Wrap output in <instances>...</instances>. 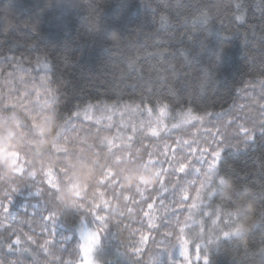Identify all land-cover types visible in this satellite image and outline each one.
Returning a JSON list of instances; mask_svg holds the SVG:
<instances>
[{
    "label": "trees",
    "instance_id": "16d2710c",
    "mask_svg": "<svg viewBox=\"0 0 264 264\" xmlns=\"http://www.w3.org/2000/svg\"><path fill=\"white\" fill-rule=\"evenodd\" d=\"M236 2L0 0V25H11L0 33V93L12 97L0 104V203L9 209L5 213L0 207V240L13 231L21 236L22 251L12 257L18 264H54L57 256L77 264L80 228L97 232L100 227L77 209L80 203L99 204V214L108 217L98 246L99 255L109 261L106 264H176L183 240L191 252L200 243L208 264H264V226L259 224L264 208V134L258 129L264 119V0H242L240 9ZM241 13L243 19L237 21ZM161 17L166 18L163 23ZM11 57L16 58L15 67L9 66ZM8 72L13 75L8 77ZM24 96L34 120L16 103ZM149 99L154 107L150 115L145 111ZM241 105L246 122L238 123L249 128L255 124L256 138L246 141L237 124L222 129L225 139L218 147L222 185L207 183V164L192 165L201 169L199 173H179L167 162L158 163L165 160L161 155L165 145L169 157L175 149L177 159L188 155L189 145L217 148L208 130L215 132L232 116L215 114L240 112ZM52 108L65 115L78 110L74 129L69 125L63 130ZM197 116L204 118H192ZM149 128L159 135L152 137ZM63 134L70 138L68 144L61 139ZM108 141L118 146L113 148V171L119 180L115 186L107 181L96 185ZM137 150L142 160L131 163L129 157ZM148 152L154 154L153 163ZM194 158L201 159L199 153ZM29 172L36 175L34 179ZM157 175L163 180L156 183ZM49 180L54 182L55 204L61 211L57 242L44 245L53 237L42 230L41 213L31 216V212L48 200ZM134 183L136 187L129 186ZM144 201L154 202L153 208ZM254 205V217L246 216ZM228 212L252 221L245 226L238 220L239 232H247L254 221L257 226L244 239L197 240L214 235L216 225L223 228ZM47 223L51 229L52 222ZM65 231L75 232L76 243L61 250L58 241ZM25 234L37 243L27 241ZM142 235L148 237L143 243ZM134 248L140 251L134 253Z\"/></svg>",
    "mask_w": 264,
    "mask_h": 264
},
{
    "label": "snow or ice",
    "instance_id": "6c2138e0",
    "mask_svg": "<svg viewBox=\"0 0 264 264\" xmlns=\"http://www.w3.org/2000/svg\"><path fill=\"white\" fill-rule=\"evenodd\" d=\"M235 7L237 9H240L242 7V0H237ZM262 13H264V10H262ZM243 15L244 13H241L240 15H237L235 17V19L237 21L242 20L243 19ZM162 23L166 20L165 17H161ZM11 27L10 24H3L0 25V33H6L8 31V29ZM118 38V40L123 39L122 36H118V35H114ZM12 63L9 64L10 67H15V62H16V58L15 57H11L10 60ZM135 63V60H130L129 61V67H131L133 64ZM36 65H37V70L39 69V65H40V58H37L36 60ZM47 67V65H46ZM3 72V69L0 68V73ZM13 75L12 72H8L7 76L11 77ZM44 78L41 77V81L43 82ZM28 100L27 96H24L22 98H19L16 103L19 104L21 107L24 108L25 112L27 113V118L29 120H34L36 118V115H32L31 111L29 110V108L26 106L25 101ZM12 101V97L10 95L5 96L4 94L0 93V104H7L8 102ZM141 105H145V100L142 97L141 98ZM241 111L240 112H236V113H216L215 116L217 118H220L223 115H231L232 118L228 119L225 122H222L220 127H216L215 132L212 131V129L208 130V133L210 136L213 137L214 142H218L217 144V148H212L211 145H208V147H196V148H192L191 145H189V153L188 155L184 156L182 159H177L176 158V151L175 149H172V155L171 157H169V146L165 145L164 146V151L161 153V155H163L165 157L164 161H158V163H164L167 162L169 163L170 167L174 168L175 172H179V173H185L186 170H194L195 172L199 173L201 172L200 168H195L192 169V165L194 163H200V164H207L208 168L207 171L204 172V176H205V180L207 181V183L211 186V185H222L224 183V179L222 175H219L218 173V167H219V162L221 159V151L218 150L219 147V143H223L224 139H225V135H224V131H222V129H227L230 128L232 125L237 124L238 126V130L240 133L243 134L244 139L246 141H253L255 140V133L257 131V126L255 124H253V126L251 128L246 126V123H238L239 121L244 120L246 122V116L244 115L243 109L244 106L241 105ZM261 108L264 109V105H261ZM52 111H55L57 118L59 119V121H61V125L63 130H65L66 126L72 125L73 129H74V124L72 123L74 121L75 118L79 117V111L78 110H74L72 111L70 114H61L59 112V110H57L56 108H52L50 109ZM154 110L153 107V101L152 100H148L147 101V105L145 106V111H147V113L150 115ZM189 112H191V109H189ZM43 115V114H42ZM205 115L208 117H213V113L212 112H207L205 111ZM193 119H197V120H202L204 117L202 116H197V117H192ZM173 127H176V125H173ZM259 131L264 134V119H262L259 122V126H258ZM132 131L135 133L136 129L133 128ZM149 131L151 132V136L152 137H156L159 135V133L156 130H152L151 128H149ZM61 139L63 140V142L65 144L69 143V137L66 135H62ZM133 140V136H129L128 137V141H132ZM184 144L188 145V141H184ZM89 148H91V145H89ZM113 148H118L117 145H115L112 141H108V153L105 155L104 157V162L100 163L99 162V167H100V178L98 179V181L96 182V185L99 184H104L106 181L108 184H111L113 186L116 185L117 181L119 180V174L117 171H113V158L116 156V154L113 152ZM196 153H199V156L201 159H195L194 155ZM98 158L100 157V153H94ZM205 154H207V156L211 157V160L209 161ZM149 159L148 161L153 163L152 161V156L154 155L151 152L147 153ZM130 158V162L131 163H136L137 161H141L142 157L140 155L139 150H137L136 153L131 154ZM60 172H63L62 169L59 168ZM164 172H167V169L163 170ZM24 170H21V173H23ZM45 176H47V174H44ZM29 177H32L33 179L35 178V174L32 173H28ZM163 180V177L161 179V181ZM161 188H163V190L166 192L167 188L164 187L163 183L161 182ZM13 192L17 191L16 188L12 189ZM143 189L140 190L141 195H143ZM35 195L39 198L41 196V191L37 190L35 192ZM209 196H213L212 193L208 192ZM238 196V195H237ZM5 197H8V194L5 193ZM47 197L48 200L46 202H44L43 204L39 205L38 208H34L31 212V216H35L37 211H39L41 213L42 216V220H43V225H42V230L45 232H49V235L51 237H53V240L49 241L46 240L44 242V245H47L49 243H56L57 241L55 240V237L57 235V223L58 221V214H60V208L58 205L55 204V187H54V182H52L51 180L48 181V191H47ZM125 200L128 199V197H124ZM184 199H187V196L184 197ZM161 203H163V200L161 199L160 201ZM144 203H147V208L148 209H152L154 206V202H147L144 201ZM231 206L233 208H235V201H231ZM48 205H52L51 209H49ZM0 207L3 208V211L5 213H8L9 209L7 207H4L2 203H0ZM104 207V206H103ZM100 208L99 204H93L91 206H86L84 203H80L79 206L77 207V209L83 210V215L86 212L88 215H90L93 219V221L95 222H99V230L97 232H88L87 236L85 237L83 230H81V239L85 240L86 242L83 244L79 245V248L83 251L84 253V260L81 262V264H92V260L89 258V254L93 251V245L96 246H101L102 244V240L104 239V237L100 236V233L105 232L108 229V217L105 215H101L99 214V212L97 211ZM105 208V207H104ZM27 211V210H25ZM131 211V209H129V212ZM46 213V214H45ZM215 215H217L218 218H220V214L219 212L214 213ZM82 215V216H83ZM121 215H123V213L121 212ZM145 216H148L149 213L148 212H144ZM260 217L261 220L259 221L260 226H264V208H261L260 210ZM224 219L227 220V223H225V226L223 228L219 227V225H216V228L214 230V235L212 236H198L197 240H201L203 239V242L207 243V242H211V241H215L220 239L221 236L223 237H230V236H237V234L239 233V229L236 226V222L239 220V215L238 214H234L232 212H228L226 214H224ZM51 221L52 225H51V229H49L48 223ZM213 223L215 224V221H213ZM257 226V222L254 221L252 224V227ZM60 227H64L62 224H60ZM153 227H155V225H153ZM180 233L184 232L183 228L179 229ZM27 235V234H25ZM15 237L14 239L12 237ZM75 232H73L72 235H69L66 231L65 233L60 236V240L58 241L61 250H68L70 248H73V245L76 243L75 239ZM148 239V237L146 236H141V242L143 243L144 241H146ZM27 241H30L32 244H36L37 241L33 239V237L31 235H27ZM184 243H187V241H185ZM0 245H2V247H0V264H18V261L16 259H13L12 257L22 251V249L19 247L21 245V236L17 235L14 231L11 233V235L9 236L8 239L5 240H0ZM44 245H40L41 248L44 249L45 252L48 251L47 248H45ZM196 248V259L197 261L200 260L201 258V254L203 252V264H208V257L206 252L204 251V249L202 250L200 247V243H196L195 245ZM74 250V249H73ZM23 251H27V249H23ZM140 249L139 248H134L133 252H139ZM182 255H185V252L181 253ZM185 258H187L185 256ZM54 264H71V262H66L63 257L61 256H57L54 257Z\"/></svg>",
    "mask_w": 264,
    "mask_h": 264
},
{
    "label": "rangeland",
    "instance_id": "374dc122",
    "mask_svg": "<svg viewBox=\"0 0 264 264\" xmlns=\"http://www.w3.org/2000/svg\"><path fill=\"white\" fill-rule=\"evenodd\" d=\"M86 113H91L90 111H87ZM90 115V114H88ZM127 121H129L130 119H126ZM81 230H83L85 237L87 236L88 232H94L91 229H89L88 227H81L79 230V237H81ZM85 240H82L80 238V244L85 243ZM185 240H183L180 245L178 250L176 251V264H203V257L201 256L200 260L197 261L196 259V251L195 252H191L188 250V245L187 243H184ZM185 252V255H182L181 253ZM99 251H98V246L93 245V251L89 254V258L92 260V264H106L109 261L107 259H104L105 257L102 255H99ZM185 256L187 258H185ZM84 260V253L81 250V259L79 260V262L77 264H81V262ZM105 260V261H104Z\"/></svg>",
    "mask_w": 264,
    "mask_h": 264
},
{
    "label": "clouds",
    "instance_id": "9594fccd",
    "mask_svg": "<svg viewBox=\"0 0 264 264\" xmlns=\"http://www.w3.org/2000/svg\"><path fill=\"white\" fill-rule=\"evenodd\" d=\"M109 39L112 41V43H115V41L112 39V36H109ZM161 179H162V175H157V176H156V183H157L158 181H160ZM121 181H122V183H124V181H123L122 179H121ZM156 183H155V184H156ZM155 184H153V185H155ZM153 185H152V186H153ZM129 186H135V187H136V184L134 183V184H131V185H129ZM141 186L148 187L147 185H140V187H141ZM233 187H234V186H233ZM57 191H58V190H57ZM254 213H255V205L253 206V209H251V210L249 211V213L246 214V216H247V215H251V216L254 217ZM246 216H245V217H241V218H239V222L242 223V224H244L245 226L250 225V224L252 223V221L249 220V219H247ZM250 230H251V227H248L247 232L250 231ZM247 232H245V231H240V232L237 234V237L240 238V239H244L245 234H246Z\"/></svg>",
    "mask_w": 264,
    "mask_h": 264
}]
</instances>
